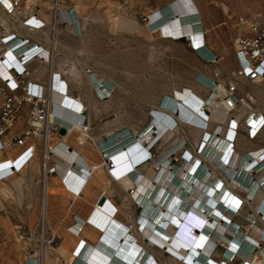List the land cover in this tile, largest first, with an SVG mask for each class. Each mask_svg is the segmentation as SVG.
Returning <instances> with one entry per match:
<instances>
[{"label":"bare ground","instance_id":"obj_1","mask_svg":"<svg viewBox=\"0 0 264 264\" xmlns=\"http://www.w3.org/2000/svg\"><path fill=\"white\" fill-rule=\"evenodd\" d=\"M2 3L7 9H10L7 0H2ZM219 5L225 13L228 12L225 3H219ZM77 11L76 9L70 12L60 10L58 16L60 22L65 23V27L70 28L77 37V41H74L72 47V53L81 57L84 46L82 39L83 24ZM119 28L123 31H135L138 26L131 21L122 19ZM145 29L150 38L158 36L160 39L170 42H186L199 57L209 62L214 60L215 53L206 44L205 34L207 31H205L199 8L194 0H171L167 2L147 15ZM56 46L63 49L60 41L56 43ZM66 68L68 79L79 90L84 62H77V66L70 64ZM66 68L58 65L56 72L65 76L64 69ZM203 72L210 77L212 76L209 66H204ZM84 77L86 89L84 90L83 101H86V105L68 95L71 99H64L60 105L55 107V115L65 127L63 128L64 143L70 147L65 154L66 159L58 155L54 156L57 171L54 179L56 185L50 184L47 179L41 180L42 193L39 207L43 219L42 223L45 222L46 208L50 202L55 205L50 210V218L53 223H58L57 229L63 227L62 224L65 221L59 217V214H61V210L62 212L65 210L64 216H66L68 224L54 238L62 246L68 264H145L148 261L147 254L151 255L152 249L150 247L154 243L161 245L173 254H175L173 248L177 250L186 249L188 251L186 263L190 264L189 253L197 254L199 248L203 246L206 233L210 231L213 225L207 224L208 227L205 226V231L200 235L195 231L193 232L196 227L201 229L200 223L203 224V222L197 216V211L185 202L192 200V197L197 195L195 194L197 192L195 187L205 183L208 169L203 164L202 166L201 161L194 158L190 152L186 154L184 164L181 161L179 166L171 165V159L180 149L181 143L179 142L164 150L154 160L146 146L151 147L150 150H152L162 139L167 137V134L173 133H165V131L169 127H173L175 122L173 115L175 114L185 121L184 129L188 138L196 149H203L205 157H210L215 161L218 160V157H226L228 145L216 142L215 137L219 131L218 125L224 123L226 126L225 119L229 122V118H227L229 109L223 107L217 100L224 89L221 85L214 87L211 85L213 93L207 95L208 97L204 101L189 94L187 89L177 91L175 96H166L163 101L161 98L159 106L161 101L162 105L152 111L153 120H150L148 127L137 130L121 127L109 131L106 134L109 140L107 141L105 137L98 138L89 133L79 132V117L71 112L82 111L84 107L92 110L93 97L96 98L93 93L94 84L92 80H95L96 83L99 81L106 89H113L114 87L116 89L117 86L111 79L103 75L87 76L84 74ZM121 90L124 94L127 92L122 87ZM205 103L208 104L207 108L203 106ZM155 135L157 136L156 139ZM205 135H208V140L201 146ZM244 142L242 152L251 148V142L248 141L247 137H245ZM18 150L16 148V151ZM71 150L76 152V155L73 156L72 161H69L68 159L72 155ZM214 151L216 152L213 153ZM101 152L107 154L109 163L113 167L110 173L114 179L113 183L111 182L112 192L124 194L123 201L136 205L139 211H142V216L133 220L132 229L114 217L117 208L108 198L101 197L100 201L96 202L101 195L99 188L109 185V180L106 177L108 169H104L96 161V156L99 157ZM22 154L21 151L14 157H10L7 163H0V177H2L0 185H4L5 181H11L16 195L20 199L25 198L23 190L25 177L16 178L14 176L16 174L27 175L32 181L40 172L38 153L35 152L28 161L25 160L26 156ZM221 168L230 178L236 174V170L233 168L223 167L222 164ZM194 176H198L197 181L193 179ZM83 183L84 187L81 188ZM188 189L190 190L189 194L185 192ZM0 193L3 199L8 200L12 191L8 187H2ZM197 193L198 196L193 200L195 206L203 202L206 207L215 210L217 200L222 197L223 191L212 196L211 199L208 194ZM102 199L104 201L101 203ZM199 200L201 201L199 202ZM27 201V207L31 208L32 205L28 198ZM34 202H37L36 198ZM158 208L160 210L166 209L170 215L176 212L177 222L175 221V224L179 226L176 233L170 228L165 230L159 227L155 215ZM214 225L217 227L216 222ZM95 227L102 231L97 237L93 229ZM190 231L196 237H190ZM162 239H171V242L166 244ZM144 240L147 241L144 242ZM42 260V264H52L46 256ZM199 260L203 261V258ZM29 264H37V262L32 259Z\"/></svg>","mask_w":264,"mask_h":264},{"label":"rangeland","instance_id":"obj_2","mask_svg":"<svg viewBox=\"0 0 264 264\" xmlns=\"http://www.w3.org/2000/svg\"><path fill=\"white\" fill-rule=\"evenodd\" d=\"M17 1L20 3L21 15H37L48 25L46 29L48 31L53 28V17L60 10H78L83 24L82 55L80 57L72 53L77 37L70 28L65 27V24L59 23L54 28V38L56 43L58 41L62 43L63 49L55 47L53 63L55 66L66 68L70 64L77 66V62H84L79 90L76 89L81 97L86 89L84 74L103 75L116 84L117 88H113L114 91L107 101L100 102L93 97L92 110L84 107L89 122V134L93 137L104 138L109 131L121 127L136 130L148 127L150 120H153L152 111L159 107V100L166 96H175L177 91L192 88L191 95L203 101L207 98L203 88L196 84H191L193 87H190L191 77L196 75L203 65L191 53L188 43L170 42L158 36L150 38L146 34L147 15L171 0ZM195 1L205 30L208 31L207 45L222 59L220 64L223 67L220 69L222 78L213 71L211 78L216 83H223V78L231 79V74L234 72L232 71L234 39L238 36H252V30H264V0ZM219 3L227 5V13L222 10ZM122 19L135 23L138 28L135 31L121 30L119 23ZM3 27L5 28L6 25ZM219 67L217 65V68ZM64 71V77L68 80L67 68ZM215 75L218 77L215 78ZM121 87L127 91L125 94L122 93ZM241 87L249 88L246 84ZM85 102L83 101L82 104L86 105ZM191 112L194 113L193 110ZM173 119L177 128L173 133L167 134V137L152 150L153 160L168 149L171 143L181 140L186 144V151L200 160L201 156L198 155L200 148L196 149L188 138L184 129L185 121L176 115H173ZM218 126L222 127L223 136L225 124ZM207 137L208 135H205L203 141H206ZM37 153L40 163L39 175L32 181L27 175L14 176L25 177L24 199L17 197L11 181H5L4 185H0V190L2 187H8L12 191L8 200L3 199L0 193V264H29L32 259L37 264H42L44 256L48 257L52 264H68L62 246L54 238L68 224L64 216L65 210L63 212L61 210L59 214V217L65 221L63 227L57 229L58 223H53L50 218V210L55 205L50 202L46 208L45 222L42 223L39 207L42 193L41 151ZM180 164L178 155L176 166ZM142 173L144 174L143 171ZM107 187L110 189L106 193L108 195L113 188L108 185L105 188ZM27 198L32 205L31 208L27 207ZM35 198L37 202H34ZM124 213L130 218L129 227L132 229L133 220L139 216V209L134 204L126 203ZM136 239L140 243L138 238ZM153 252L155 251L152 249L151 253ZM164 259L166 258L163 257V261ZM165 261L168 263V260Z\"/></svg>","mask_w":264,"mask_h":264},{"label":"built area","instance_id":"obj_3","mask_svg":"<svg viewBox=\"0 0 264 264\" xmlns=\"http://www.w3.org/2000/svg\"><path fill=\"white\" fill-rule=\"evenodd\" d=\"M7 3L10 9H7L0 0V99L2 100L0 105V152L21 147L24 149L22 155H25V160L28 161L35 152L40 150L42 179L46 180L47 177L57 173L54 156L59 145L64 144L66 151L69 148L64 143V136L59 134L65 127L63 122L56 117L55 107L72 95L62 93L64 84L62 76L52 72L56 47L54 28L59 23H65L60 22L57 13L53 17V28L48 31L46 30L48 25L37 15L23 16L19 13V1L7 0ZM3 25L6 27L4 28ZM252 32V36H238L233 41L239 68L231 74V79L225 83H216L211 80L213 87L221 85L224 89L217 100L223 107L229 109L227 115L229 122L225 119L227 123L225 133L222 136V127L218 126L219 131L215 136L216 142L228 145V154L226 157H218L215 161V159L205 157L203 149L198 150L201 165L206 166L208 172L205 176V183L195 187L196 191L199 194H208L210 199L221 191L223 194L218 198L215 210L209 209L203 202L195 206L193 200L198 196L197 192L195 196L192 194V200L185 202L197 211V216L203 222V224L200 223L203 230L196 227L193 232L200 235L208 227L207 224L213 225L206 233L203 246L199 248L197 254L189 253L190 264H264V148H254L251 145L248 151L242 152L245 137L249 142L255 140L264 127V119L260 113L254 112L252 108L254 97L250 92H246L243 96L235 95L239 86V82L235 79H241L250 85H264V30H252ZM38 33L41 35V40L39 43L32 42L33 37ZM199 58L207 64L217 61L216 57L212 62ZM42 67H47L49 70L46 84L43 86L37 82H29V79ZM89 75L92 74L89 73ZM92 82L96 99L100 102L107 101L114 89H106L99 81L96 83L92 80ZM212 93L213 89L210 94ZM24 105L29 106V115L22 133L4 140L6 132L13 127ZM203 106L207 108L208 104L205 103ZM85 112L84 109L71 113L79 117V132L88 134L90 128ZM176 128L177 124L174 122L173 127H169L165 132H174ZM156 137L155 135V139ZM178 142L181 143L180 149L170 161L174 166L177 163V155L184 164L188 153L185 149L186 144L182 140ZM146 149L151 154V147L146 146ZM71 153H73L72 150ZM96 161L101 167L108 169V173L112 172L113 167L106 153L101 152L99 157L96 156ZM7 162L8 160L5 161ZM221 164L223 167L235 169L236 174L232 178L226 176ZM193 179L197 181L198 176H194ZM1 180L2 177H0ZM185 192L189 194L190 190ZM161 210L158 208L155 212L159 227L165 230L170 228L176 233L179 229V226L175 224L176 212L170 215L166 209ZM141 216L142 211L140 210L139 218ZM215 222L217 227L214 225ZM139 229H141L140 226ZM189 235L196 237L191 231ZM163 242L170 243L171 239H164ZM150 249L164 257L174 259L179 264H188L186 263L188 251L184 248L178 250L173 248L175 252L173 254L154 243ZM147 255L148 261L145 264H162L159 256ZM200 258H203V261H200Z\"/></svg>","mask_w":264,"mask_h":264},{"label":"crops","instance_id":"obj_4","mask_svg":"<svg viewBox=\"0 0 264 264\" xmlns=\"http://www.w3.org/2000/svg\"><path fill=\"white\" fill-rule=\"evenodd\" d=\"M195 1V0H194ZM196 2V1H195ZM204 26V25H203ZM205 28V27H204ZM7 30V29H6ZM5 30V31H6ZM207 31V30H205ZM208 33V31H207ZM206 33V34H207ZM206 34H205V41H206ZM39 40H41V35L38 33L36 34L34 37H33V41L34 43H39ZM182 43H186V42H182ZM206 44H207V41H206ZM188 46V45H187ZM189 50L191 51V53L194 55V57L203 65V68L204 66H209L211 71L215 72V73H218V75H220V77L222 76V73H221V70L223 67L220 65L221 62H222V59L219 57V55H217L215 53V57L217 58V61L213 64H207L205 63L203 60H201L199 58V56L195 53L194 49L189 47ZM213 50V49H212ZM234 55V63H233V70L232 71H236L239 66H238V62L236 60V57H235V53H233ZM231 64V63H230ZM217 65L220 66L219 68H217ZM203 68L201 70H199L197 72L196 75H193L191 77V80H190V86L191 84H196L197 86L203 88L202 90L206 92L207 95L210 94L211 92V80L212 78L205 74L203 72ZM48 68L47 67H42L41 69H39L36 74L31 77L29 79V82H37L41 85H45L46 82H47V78H48ZM52 72H56V66L52 65ZM57 74H60V73H57ZM62 76V80L64 81V84L62 85V93L64 94H67V95H71L73 96L72 99L78 101V102H83V97H81L79 94H77V90L76 88L74 87V83L71 82L69 79H65L64 75L60 74ZM202 77L204 78L202 80ZM222 78V77H221ZM230 79L227 80V78H223V83L225 82H228ZM205 81V82H204ZM236 82H239V86H238V89L235 93L236 96H243L246 92H250L253 97H254V103L252 104V108L254 110V112L256 113H260L262 116H263V119H264V85H250L248 83H245L244 81H242L241 79H235ZM243 84H246L249 88L248 89H243L241 86ZM193 87V85L191 86ZM187 91H189V94H193L192 93V88H186ZM185 90V89H184ZM204 92V93H205ZM206 95V97H208ZM2 103V100L0 99V105ZM28 115H29V106L28 105H24L22 110L20 111V114H19V117L17 118L16 122L14 123L13 127L6 132L5 134V138L4 140H7V139H11V138H14L15 136L19 135L20 133H22L23 129H24V126H25V123L28 119ZM85 117L87 118L86 114H85ZM105 139L107 141L108 140V137L105 136ZM178 143V141H175L173 143H171V145L169 147H172L174 146V144ZM251 145L252 147L254 148H264V127L261 129V131L258 133L257 137L255 138V140L251 141ZM68 147H70L69 145H67ZM16 148H18L19 150L16 151ZM66 146L64 144H61L59 145V147L57 148V150L55 151V155H58L60 156L61 158L63 159H66ZM23 152L24 149L21 148V147H14V148H10V149H6L4 150L3 152H0V163H3L7 160L10 159V157H14L15 155H17V153L19 152ZM66 151V153H65ZM69 151V149H68ZM76 155V152H73L70 159H68L69 161H72L73 160V156ZM106 177L108 178L109 180V183H113L114 179L112 177V175H110V173H106ZM55 175H51L49 177H47V181L52 184V185H56V182H55ZM61 182H62V179H61ZM108 186H111V184H109ZM84 187V183L81 185V188ZM80 188V190H81ZM109 187L105 188V187H101L99 188V192H101L100 194V197L96 200V202L98 203L101 199V197H105V198H108L113 205L116 206L117 208V211L114 215V217L120 222L122 223L123 225H129L131 224L130 222V218L129 217H126L125 216V213H124V209L126 208V202L123 201V196L124 194H117V192H112L111 191V194L108 193V195L106 194L107 191H109ZM115 199H117L115 201ZM121 199V200H120ZM95 230V235L96 237L98 235H100L102 233V231H100L98 228H93ZM151 255H155V256H159V258L161 259V263L163 264L164 262H166L165 260H168V263L166 262V264H179L177 263V261H175L174 259H171V258H168V257H165L166 259H164L163 261V255L162 254H159V253H151Z\"/></svg>","mask_w":264,"mask_h":264},{"label":"water","instance_id":"obj_5","mask_svg":"<svg viewBox=\"0 0 264 264\" xmlns=\"http://www.w3.org/2000/svg\"><path fill=\"white\" fill-rule=\"evenodd\" d=\"M59 134H60V136H63V135H64V130H61ZM103 201H104V200L102 199V200H101V203H102Z\"/></svg>","mask_w":264,"mask_h":264}]
</instances>
